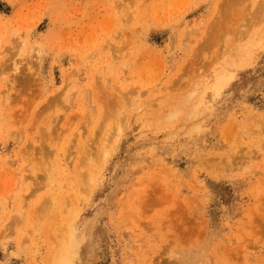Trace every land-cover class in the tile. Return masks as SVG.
<instances>
[{
	"label": "rangeland",
	"instance_id": "374dc122",
	"mask_svg": "<svg viewBox=\"0 0 264 264\" xmlns=\"http://www.w3.org/2000/svg\"><path fill=\"white\" fill-rule=\"evenodd\" d=\"M263 26L264 0H0V264H264Z\"/></svg>",
	"mask_w": 264,
	"mask_h": 264
},
{
	"label": "bare ground",
	"instance_id": "6f19581e",
	"mask_svg": "<svg viewBox=\"0 0 264 264\" xmlns=\"http://www.w3.org/2000/svg\"><path fill=\"white\" fill-rule=\"evenodd\" d=\"M258 7V6H257ZM262 7V6H261ZM262 11V10H261ZM264 27V26H263ZM259 30V29H258ZM255 35V34H254ZM245 47H247V48H249L248 46H244V48ZM252 47V46H251ZM253 48V47H252ZM242 52H243V50H241ZM244 51H246V50H244ZM243 54V53H242ZM245 55V54H244ZM243 56V55H242ZM238 57V56H237ZM244 57V56H243ZM239 58H240V56H239ZM246 58V57H245ZM240 60H244V59H241L240 58ZM247 60V59H246ZM242 61H241V63H242ZM104 148V147H103ZM105 149V148H104ZM105 153V152H104ZM103 155V154H102ZM105 155V154H104ZM103 155V156H104ZM107 155H108V152H107ZM106 155V156H107ZM105 158V157H104ZM106 159V158H105ZM104 159V160H105ZM70 242H71V240H70ZM71 247V246H70ZM72 248V247H71ZM68 257H69V252H68V249H63V252H58V253H56L55 254V256H54V258H53V263L54 264H57V263H59V264H63V263H65V262H67V259H68Z\"/></svg>",
	"mask_w": 264,
	"mask_h": 264
}]
</instances>
